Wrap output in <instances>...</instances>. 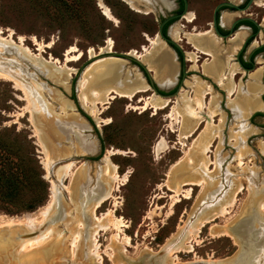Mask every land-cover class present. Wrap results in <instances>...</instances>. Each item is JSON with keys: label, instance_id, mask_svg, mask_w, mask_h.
<instances>
[{"label": "rangeland", "instance_id": "rangeland-1", "mask_svg": "<svg viewBox=\"0 0 264 264\" xmlns=\"http://www.w3.org/2000/svg\"><path fill=\"white\" fill-rule=\"evenodd\" d=\"M102 1L111 10L115 20H109L102 14L99 6ZM150 1L152 0H132L139 8V10H134L125 0H0V30L4 32V36L10 35L16 42L23 39V43L35 54H38L37 46L40 45L45 58L52 56L61 63L65 61L67 49L71 46H77V49L84 52L78 60L67 62L68 66L76 69L67 77V86L58 83L51 74H46L34 67L32 62L36 63L30 57L23 55L29 59L23 65L27 69L25 74L27 83H23L26 85L25 88L34 89L35 82H38L42 85L41 92L44 98L49 101L47 104L55 107L47 115H43L42 109H37L33 113L35 116L33 120L24 89L16 87L13 81L0 78V173L1 171L13 173V181L8 186L9 189L6 184L0 182V222L9 219L21 220L33 213L37 216L38 212L44 211L48 205L52 197L51 190L56 186L58 188L60 186L61 189L57 188L56 195H60L62 199L63 213L66 210L67 216L75 215L77 211H75L73 201L78 205L75 196L78 185L82 184L87 187L88 195L91 198L103 193L97 182L100 181V172L106 164L104 156L107 151H110L112 154L109 157L116 165L117 175L120 178L126 175V179L122 183L121 180L112 181V186L116 187V190H113L112 196L105 199L97 208V214L98 216L106 214L113 208L115 200L114 215L121 217L128 224L124 228L125 234L130 238V243L126 246V255L123 256L126 263L129 264L130 261L141 259L145 254H149L147 252L149 248L153 252H157L179 226H184L186 220L200 205H206L210 201V197L207 199L205 197L213 186L201 189L200 184L184 183L183 188L191 186L190 197L181 198L169 208L172 190L167 187L184 181L193 172L191 166L172 165L184 156L192 142L200 136L206 126V122L202 121L195 127L191 135L182 137L179 135L181 124L175 120L172 127L171 119L168 117L177 93L184 87V82L191 81L192 77L196 76L211 86L210 93L205 98L206 102L211 96L216 98L211 119L212 127H216L221 122L219 128V132L221 131L220 146L217 148L219 139L216 137L211 141V151L207 152L212 159H214V153L218 158H221L220 166L219 170L209 173L208 178L216 182L219 177L223 183H226V188L231 187L230 182L238 178L243 188L236 194L234 202L227 207V211L222 213L223 215L215 216L200 227L196 237L198 240L194 241V238H191L193 246L191 251L177 252V261L186 263L193 260H215L222 264V259L225 260L235 253L239 244L233 242L229 236L215 235L211 230L230 228L241 220L245 222L246 226L253 225L256 228L255 232L259 235L264 233V223L256 224L257 222L253 221L255 219L253 216H257L256 209L250 210L253 212L249 216L251 219L248 218L245 221V217H243L248 215L247 200L255 196L250 193L247 184L264 185V152L258 148L259 140L264 139V107L259 111L260 114H256L257 111L254 110L245 119L241 118L237 108L231 103V100H233L232 102L238 100L237 93L228 95L223 87L213 83V78L210 75L203 73L202 65L209 55L197 52L207 58L197 57L199 60L195 64L187 60L186 52L195 51V49L186 43V34L192 32L193 28L198 32L209 29L206 23L210 21L213 5L219 0H187L188 5L185 13L191 11L194 15L193 21L186 22L182 16L172 20L167 27L169 35L175 26L180 28L182 35L186 33L181 40L176 41L183 50L182 57L180 58L172 52L175 70L173 80L168 82V84L172 83L170 85L172 87L168 91H171L176 85L178 90L174 96L170 97L171 101L168 106L155 111L149 107L144 110L135 108L141 105V101L138 102L140 97L154 94L150 88L144 92H137L131 99L123 96L113 97L109 99L99 114L107 122L97 124L78 100V79L83 69L91 62L90 59L94 57L89 58L87 50L92 49L98 52L99 48L105 46L107 40L111 39L113 42L112 51H124L126 54L132 49L140 51L142 46L149 44L148 38L157 34L156 23L159 16L170 12L175 6L174 0H164L166 9L163 10L159 9L160 6L157 4H153L155 0ZM230 1L239 4L242 0ZM224 13L229 14L228 19L221 22ZM239 15H247L259 24V30L254 33L255 35L251 37L242 52L245 54L254 46L253 48L257 51L254 55V63L248 70L242 69L237 64L239 71L235 73V81L240 82L243 86L239 99L248 96L246 84L251 81L250 74L261 68L259 94L260 100L264 104V58L260 48L261 43L264 42V22L262 23L264 6L256 5L253 2L242 11L223 8L220 10L219 21L223 26H227L232 19ZM236 31H244L243 38L247 29L240 24L230 36L224 39L218 37L221 47L224 46L221 52L225 51L229 45L228 38L233 36ZM32 37H35V41ZM239 46L230 51L232 52L231 60L234 62L236 61L233 56ZM102 54H109V58H121L111 52ZM122 59L124 60L120 65L121 74H126L128 80L123 81L121 86L128 87L132 84L133 80L130 81V79H134V72L141 71V68L130 58ZM179 61L187 70V74L178 79ZM150 68L151 70L148 68V72L151 76L153 75V80L161 84L155 76L153 66ZM185 90H188L186 86ZM189 95L193 96V91H189ZM59 104L63 105V108H60ZM46 127L49 128L47 130L50 134L46 133L44 137V132L47 131ZM188 127L184 126L183 131L186 132ZM247 130L249 132L243 137L242 133ZM231 133L238 137L242 136L239 146L229 135ZM43 142L46 143L45 149L51 158L48 172L43 166L45 158ZM89 144H94L93 148H86ZM239 148L243 152L242 160L249 168L243 167L237 170L235 167L234 155ZM118 151L121 152L118 153ZM68 162H73V164L67 174L61 176L59 183L53 173L54 168ZM186 167L188 170H185ZM212 167L211 164L210 168ZM73 176L76 178L75 181ZM205 179L207 178L205 177ZM262 181L263 183H261ZM66 186L74 192L73 200L69 197L70 194L67 192ZM221 193L217 192V195ZM196 198H198L197 202ZM34 202L39 203L33 209H22L28 203ZM55 209L56 207H54ZM54 210L49 215H52ZM63 222L64 219H60L48 225L46 224L47 220L44 219L42 225L30 233L20 231L19 233H23L25 236L14 239L10 246H18L24 239L33 238L34 241L22 255L11 256V252L8 250L9 256L19 259L25 255L34 254L55 241L59 247L60 257L53 260L52 264H73L67 258V249L72 248L69 243L71 236ZM48 227L54 228L56 234L47 236ZM2 231L0 230V236L5 237ZM259 235H256L254 240V246L258 250L257 259L254 262L255 264H264V244L256 242L260 241L261 236ZM110 236L109 230H99L97 238L100 245L99 254L102 256L101 264H113L103 253L109 243ZM247 259L249 256L245 251L234 264H247ZM84 264L88 263L85 261Z\"/></svg>", "mask_w": 264, "mask_h": 264}, {"label": "bare ground", "instance_id": "bare-ground-1", "mask_svg": "<svg viewBox=\"0 0 264 264\" xmlns=\"http://www.w3.org/2000/svg\"><path fill=\"white\" fill-rule=\"evenodd\" d=\"M125 2H127L128 5L134 10H139L132 0H125ZM253 2L256 5L264 6V0H254ZM154 3L157 4V6L165 5L164 0H155L153 4ZM99 6L102 14L107 19L115 20L111 10L103 4V1L102 3H99ZM228 15L229 14L224 13L221 17V22H225L228 19ZM183 17L185 18L186 22H192L194 19V15L191 13V11L184 13ZM263 22L264 16L262 19V23ZM180 31L181 30L179 27H173L170 31V37L176 41L181 40L186 33L182 35ZM243 34L244 31H236L233 36L228 38L229 45L224 52H221L224 46L221 47L218 37L213 34L210 28L204 32H198L195 28H193V31L186 34L185 37L186 42L190 43L193 46V49H195V51L192 50L186 52L187 59L195 64L197 61V52H202L206 54V56L209 55L207 60L202 65L203 73L210 75L213 78V83L219 85V87H223L227 91L228 95L237 93L238 100L240 101L236 100L232 102L233 100H231V103L237 108L239 116L245 119L254 110H262L264 104L260 100L259 94V90L261 89V85L259 83V78L261 77V68L250 74L251 81L246 84L248 96L239 99V95L243 91V86L240 82L238 83L235 81L234 76L235 73L239 71V69L237 63L231 60L232 52L230 51L235 50L236 46L241 44L240 40L242 39ZM32 39L35 41V37H32ZM148 41L149 44L142 46L140 51L132 49L127 54L139 59L150 70V66H153L155 76L158 78V81L161 84L165 83L163 85H167L168 82L170 83L174 77L175 66L172 61V51L168 46H166L164 41L160 39L157 34H155L153 37H149ZM37 47L38 54H35L23 43V39H19V41L16 42L11 38L10 35L4 36V32L0 30V78L13 81L16 87L24 89L28 100V107L32 111V120L33 117H35L33 116V113L37 111V109H42L41 112H43V115H47V113L52 111L53 108L55 109V107L47 104L49 101L44 98V95L41 92L42 85L38 82H35V91H33L34 89L32 88H25L26 85L23 83H27L25 79L27 69H25V66L23 65L29 59L25 58L23 55L30 57L38 66H40L38 67L32 62L34 67L38 68L42 72H45L46 74H51L53 78L58 81V83L60 82L66 85L67 77L76 70H74V67L68 66L67 62L78 60L84 54L83 51L77 49V46H71L69 49H67L65 61L61 63L52 56L45 58L42 55L43 48L40 45ZM112 50L113 42L111 39H108L106 45L100 47L98 52H95L92 49L87 50L88 56L90 58L93 56L94 57L90 59L91 62L83 69L77 82L78 100L80 105L84 107L88 113H90L97 124L99 122H107L99 114L103 108H105L106 103L109 102V99L117 96H123L131 99L132 96L137 92H144L149 89L142 75L136 69L134 72V79H130V81L133 80L132 84L128 87L121 86L123 81L125 82L128 80L127 75L121 74L120 70V65L124 59H122V57L109 58V54H102L112 52ZM185 86L188 90H185ZM210 90L211 86L209 83L199 79L196 76H193L191 81L186 80L184 82V87H182L179 93H177L178 95L175 98V102L171 106V111L168 114V117L171 119L170 125L173 127L172 123L175 120L178 121L181 124L179 135L182 137L191 135L195 127L202 121L206 122V126L200 136L192 142L184 156H182L172 165L175 166L179 164V166H191V170H193V172L190 173L188 177L184 179V181L178 183L176 182V184L174 183L172 187H167L168 189L171 188L170 190H172L169 208H171V206L181 198L190 197L191 186H186L183 188L182 185L184 183H188L190 185L200 184L201 189L204 187L206 189V187L213 186L210 190L208 189L209 191L206 194L207 197H205L206 199L210 197V201L206 205H200L198 209L194 211V214H192V216L186 220L184 226H179L177 231L166 239V243H164V245L161 246L157 252H153V250L149 248L147 251L149 254H145L144 256L142 255L143 257L141 259L130 261L129 264H219L215 260H193L186 263L177 261V252L191 251L193 248L191 238H194V241L198 240L196 237L199 234L198 232L200 231V227L203 226L205 222L213 219L215 216L220 214L223 215L222 213L227 211V207L232 205L234 202L236 194L243 188L238 178H233L234 180L230 182L231 187L227 188L225 187L226 183H223L219 177V179L217 178L216 182H213L210 178H208L209 173L219 170L221 160V158H218L215 153L214 159L209 157L207 153L208 151H211L210 146L212 139L216 137L219 139L217 148L220 146L221 141V131L219 132L221 122H219L216 127H212L211 123L213 116L212 112L214 110L213 108L215 106L214 103L216 98L214 99V96H211L208 102L205 100L207 97L206 95L210 93ZM189 91H193L194 95H189ZM148 95L149 96L147 97H140L138 102L141 101V105L140 107L135 108L144 110L149 107L155 111L170 104L171 100L168 97L159 96L155 93ZM42 98H44L43 101ZM59 106L60 108H63V105L59 104ZM186 125L189 127L187 128L188 130L184 132L183 128ZM47 129L49 128L46 127L45 130ZM48 132V130L44 132V137ZM248 132L249 130L245 131L242 133V136L244 137V135H246ZM229 135L235 140L234 142L237 143V146H239V141L242 136L240 135L238 137L234 133ZM180 141L182 142L181 139ZM42 144L44 146L43 152L45 155V158L43 159V166L48 172L51 158L45 149L46 143L43 142ZM93 146L94 144H89L86 148H93ZM258 146V148L264 152V139L259 140ZM240 150L241 148H239V150H237L234 155L236 160L235 167H237V170L242 169L243 167L249 168V166L242 160L243 152ZM120 152L121 151H118V153ZM110 154L112 153L107 151L106 155L104 156L106 164L100 172V181L97 182V185L102 189L101 191H103V193L101 195L99 194L97 197L95 196V198H91L90 195H88V188L84 187L82 184L81 186L78 185V190L75 193L77 198L76 200H78V205L73 201L75 211H77L76 213L74 212L75 215L71 216L70 214V216H67L66 210L63 213L64 206L63 203H61L62 199L60 198V195H56L58 189H61L60 186L59 188L56 186L51 190L52 197L48 205L44 211L38 212L37 216L33 213L32 215L21 220L9 219L7 221L0 222V230H3L2 232L5 234V237L0 236V264H52L54 263L53 260L56 258L59 259V247L55 241L51 242L46 247L39 249L34 254L25 255L19 259H13L9 256L8 250L11 252V256L15 255V257H18L30 248V245L34 241L33 238L22 240L18 246L10 245L13 243L14 239L25 236V234L19 233L20 231L30 233L32 230L39 228L42 225L44 219L47 220L46 224L48 225L51 222L64 219L63 224L66 230L70 233L71 240L69 243L72 247L67 249V258L73 264H84L85 261L88 264H101L102 256L99 254L100 245L97 238L99 230H109L111 233L109 243L106 245V249L103 251V253L108 256L113 264H128L125 262L126 260H123V256L126 255V246L130 243V238L125 234L124 231V228L127 227L128 224H126L121 217L114 215V207L116 206L115 200L113 202V208L110 209L106 214L98 216L96 211L105 199L112 196V191L116 190V187L112 186V181L121 180L122 183L126 179V175H123L122 178L117 175L116 165L111 161L109 157ZM72 164L73 162H68L66 164H60L54 168L53 173L56 179H58L59 183L61 182L59 180L61 176L67 174ZM211 164L213 166L212 168H210ZM185 170H188V168ZM205 177L207 179H205ZM73 179L75 181L76 178L73 176ZM261 183H263V181ZM260 186L251 183L247 184L250 193L254 194L255 196L247 200L246 206L249 208L247 213L248 215L243 216L245 217V221H247L248 218L251 219L249 216L253 212H250V210L256 209L257 216H253V219H255H252L253 221L257 222L256 224H261L262 222L264 223V185L261 184ZM67 192H69V197L73 200L74 192L72 189L67 187ZM217 192L222 193L217 195ZM197 199L198 198H196V202ZM54 207H56L55 210ZM52 210H54V213L49 215ZM258 219L260 220L257 221ZM244 223V221L240 220L237 223H234L230 228L227 227L211 230V232H214L215 235L229 236L233 242L239 244L235 253L225 260L222 259V264H234L237 258L244 254L245 251L249 256V259H247V264H255L254 261L257 259L258 255L256 254H258V250H256L254 246V240L256 235L259 234L255 232L256 228H254L253 225L246 226ZM72 226H74V228L71 229ZM54 233L55 230L52 227L47 230V236H53ZM263 234L259 235L261 236L260 241L256 242L264 244ZM257 240H259V237H257ZM17 254L19 255L17 256ZM5 258L7 260H4Z\"/></svg>", "mask_w": 264, "mask_h": 264}, {"label": "water", "instance_id": "water-1", "mask_svg": "<svg viewBox=\"0 0 264 264\" xmlns=\"http://www.w3.org/2000/svg\"><path fill=\"white\" fill-rule=\"evenodd\" d=\"M182 1V8L179 12L177 13H171V14H167L161 21H159L157 23V29H156V33L157 35L159 36L160 39H162L166 46H168L172 51V47L177 49L179 51V53L182 55L183 54V51L181 49V46L176 42L175 39L171 38L170 36H168L167 34H164L162 32V24L169 20V19H175V18H179V17H182L184 15V13L186 12L187 10V0H181ZM172 2V1H171ZM250 3H253V0H246L245 3L243 5H238L230 0H220L218 2H216L213 6V11H212V16H211V19L210 21H208V24H209V27L210 29H212V31L220 36V37H228L232 34L233 30H232V27L234 25L235 22L237 21H241V20H248L249 22H251L256 30L255 32H257L259 30V24L251 17L247 16V15H239L237 17H235L234 19H232L231 23H230V26H229V30L222 34L218 31L217 29V21H216V10L221 7V6H226V7H231V8H236L238 10H244L245 8H247L249 6ZM154 7V6H153ZM159 9H166L164 6H160ZM218 23H220V21H218ZM246 40V37L242 39V42H241V46L242 44L244 43V41ZM261 44H264L261 43ZM111 53H115L116 56H119V57H122V58H130L132 59L133 61L136 62V64L141 68V71L138 70L140 72V74L142 75L144 81L147 83L148 87L151 89V91L159 96H163V97H168L170 99L171 96H174V94L177 92L178 90V86L176 85L175 88L172 90V91H168V89H170L172 86H170L171 84H167V85H161L159 84L157 81L153 80L152 76L150 75V73L148 72V68L145 66V64L143 62H141L139 59L129 55V54H126L124 51H112ZM174 53V51H173ZM113 55V54H112ZM90 58V57H89ZM239 66L245 70H248L249 68H246L244 67L239 61H237ZM251 68V67H250ZM143 72V73H142ZM181 78L183 77V75L185 74V70L181 69ZM125 86V85H124ZM255 111H261L260 109H257ZM194 214V213H193ZM190 218V217H189Z\"/></svg>", "mask_w": 264, "mask_h": 264}, {"label": "flooded vegetation", "instance_id": "flooded-vegetation-1", "mask_svg": "<svg viewBox=\"0 0 264 264\" xmlns=\"http://www.w3.org/2000/svg\"><path fill=\"white\" fill-rule=\"evenodd\" d=\"M220 1V0H219ZM245 1L246 0H242L238 5H243L244 3H245ZM174 2H175V6H174V8L170 11V12H167L166 14H161L160 16H159V18H158V20H157V23L159 22V21H161L167 14H171V13H177V12H179L180 10H181V8H182V1L181 0H174ZM218 2V1H217ZM237 4V3H236ZM187 5H188V1H187ZM214 6V5H213ZM223 8H226V9H228V10H238V9H236V8H231V7H226V6H221V7H219L217 10H216V21H217V29H218V31L220 32V33H222V34H224V33H226L228 30H229V26H230V23H231V21L228 23V25L227 26H223L221 23H218V21H219V14H220V10L221 9H223ZM212 11H213V7H212ZM212 11H211V15H210V19H211V16H212ZM172 20H174V18L173 19H169V20H167V21H165L163 24H162V27H161V29H162V32L164 33V34H167L168 36H170L169 34H168V32H167V27H168V25H169V23L172 21ZM157 23H156V29H157ZM206 24H208V22L206 23ZM240 24H242V26L245 28V29H247V32H246V34L244 35V37L243 38H245L246 37V40L244 41V43L242 44V46H241V44H240V46H239V48H238V50L234 53V56H233V59L237 62V61H239L244 67H246V68H250L251 67V65L254 63V55L256 54V49L255 48H250L249 50H247L246 52H245V54H243L242 52H244V48L246 47V45L249 43V41H250V39H251V37L252 36H254L255 34V30H256V28H255V26L251 23V22H249L248 20H241V21H237V22H235L234 23V25H233V27H232V30H234L238 25H240ZM208 28H210L209 27V24H208ZM212 30V29H211ZM213 32V31H212ZM233 33V32H232ZM213 34H215L214 32H213ZM216 35V34H215ZM217 37H220V36H218V35H216ZM221 39H224V38H226V37H220ZM242 38V39H243ZM242 42V41H241ZM186 43H188V42H186ZM189 46L190 47H192L193 48V46L189 43ZM260 46H264V44H261ZM248 47H249V45H248ZM172 49H173V51H174V54L177 56H179L180 58L182 57V55L179 53V51L177 50V49H175V48H173L172 47ZM172 51V52H173ZM183 51V50H182ZM261 51H263V53H262V57L264 58V48H262L261 49ZM199 53V52H198ZM201 54H204V53H202V52H200ZM201 54H197V57H201V58H204L205 56H202ZM199 58H197V60H199ZM205 58H207V57H205ZM188 60V59H187ZM237 64H238V62H237ZM239 65V64H238ZM182 67H183V65H182V63H181V61H179L178 62V79L179 78H181V69H182ZM183 69H184V67H183ZM243 69V68H242ZM185 70V69H184ZM186 71L187 70H185V74H187L186 73ZM184 74V75H185ZM263 80H264V78H263ZM170 92V91H169Z\"/></svg>", "mask_w": 264, "mask_h": 264}, {"label": "trees", "instance_id": "trees-1", "mask_svg": "<svg viewBox=\"0 0 264 264\" xmlns=\"http://www.w3.org/2000/svg\"><path fill=\"white\" fill-rule=\"evenodd\" d=\"M260 48L262 49V48H264V46H260ZM175 88V87H174ZM174 88H172V90L174 89ZM171 90V91H172ZM256 114H260V112L259 111H257L256 112ZM1 175H0V182L2 183V184H6V186L8 187L10 184H11V182L13 181V173L12 172H4V171H1V173H0ZM4 180V181H3ZM8 189H9V187H8ZM39 202H34V203H28L26 206H24L22 209L23 210H31V209H33L37 204H38ZM21 210V209H20Z\"/></svg>", "mask_w": 264, "mask_h": 264}, {"label": "crops", "instance_id": "crops-1", "mask_svg": "<svg viewBox=\"0 0 264 264\" xmlns=\"http://www.w3.org/2000/svg\"><path fill=\"white\" fill-rule=\"evenodd\" d=\"M174 54V53H173Z\"/></svg>", "mask_w": 264, "mask_h": 264}]
</instances>
